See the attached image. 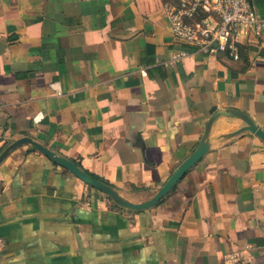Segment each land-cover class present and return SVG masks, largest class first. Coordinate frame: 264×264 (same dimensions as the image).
Segmentation results:
<instances>
[{"label": "crops", "instance_id": "1", "mask_svg": "<svg viewBox=\"0 0 264 264\" xmlns=\"http://www.w3.org/2000/svg\"><path fill=\"white\" fill-rule=\"evenodd\" d=\"M181 1L0 0V264H264V29L172 62Z\"/></svg>", "mask_w": 264, "mask_h": 264}, {"label": "built area", "instance_id": "2", "mask_svg": "<svg viewBox=\"0 0 264 264\" xmlns=\"http://www.w3.org/2000/svg\"><path fill=\"white\" fill-rule=\"evenodd\" d=\"M164 9L172 37L181 46L171 54L172 62L188 55L186 46L207 54L223 52L237 60L241 37L257 38L264 29V19L250 0H184ZM2 245L0 238V249ZM225 264L244 263L233 255Z\"/></svg>", "mask_w": 264, "mask_h": 264}, {"label": "water", "instance_id": "3", "mask_svg": "<svg viewBox=\"0 0 264 264\" xmlns=\"http://www.w3.org/2000/svg\"><path fill=\"white\" fill-rule=\"evenodd\" d=\"M248 126L246 127L248 130L252 131L253 133H255L256 135H258L260 138H262L264 140V132L255 127L254 125L250 124V122H248ZM39 150H41L42 152H44L46 155H48L51 159H53L54 162H56L57 164H60L61 166L65 167L66 169H68L69 171H71L75 176H77L78 178H80L82 181L88 183L91 186H94L104 192H106L107 194L111 195L114 197V192L108 188L105 184L101 183L100 181H98L97 179L93 178L92 176L86 174L84 171L80 170L73 162L66 160L64 158L55 156L54 153L40 147L39 145L34 144ZM204 149H199L198 151H196L193 155H191L186 161H184L177 169L176 171L171 175V177L168 179V181L163 185V187L159 190V192L157 193L156 197L149 201L148 204H144V205H130L127 207H132L134 209H139V208H144L147 207V205H149L150 203H152L153 201L157 200L158 198H160L162 195H164L167 190L169 188H171L173 186L174 183H176L179 178L185 173V171L202 155ZM122 204V203H120ZM123 205V204H122Z\"/></svg>", "mask_w": 264, "mask_h": 264}, {"label": "trees", "instance_id": "4", "mask_svg": "<svg viewBox=\"0 0 264 264\" xmlns=\"http://www.w3.org/2000/svg\"><path fill=\"white\" fill-rule=\"evenodd\" d=\"M201 16H199V18H200ZM93 176V175H92Z\"/></svg>", "mask_w": 264, "mask_h": 264}]
</instances>
